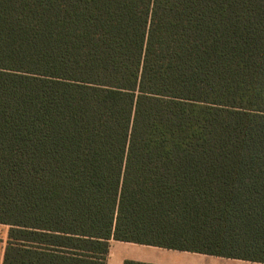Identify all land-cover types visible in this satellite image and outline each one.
I'll use <instances>...</instances> for the list:
<instances>
[{"label": "trees", "instance_id": "16d2710c", "mask_svg": "<svg viewBox=\"0 0 264 264\" xmlns=\"http://www.w3.org/2000/svg\"><path fill=\"white\" fill-rule=\"evenodd\" d=\"M0 224L264 263V0H0Z\"/></svg>", "mask_w": 264, "mask_h": 264}, {"label": "crops", "instance_id": "0c3cea01", "mask_svg": "<svg viewBox=\"0 0 264 264\" xmlns=\"http://www.w3.org/2000/svg\"><path fill=\"white\" fill-rule=\"evenodd\" d=\"M9 226L0 224V264L9 247ZM106 264H264L242 258L169 249L125 242H111Z\"/></svg>", "mask_w": 264, "mask_h": 264}]
</instances>
